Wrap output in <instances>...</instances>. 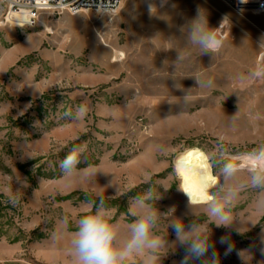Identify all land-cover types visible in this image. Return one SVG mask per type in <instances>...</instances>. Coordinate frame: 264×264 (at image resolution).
<instances>
[{
	"label": "rangeland",
	"instance_id": "1",
	"mask_svg": "<svg viewBox=\"0 0 264 264\" xmlns=\"http://www.w3.org/2000/svg\"><path fill=\"white\" fill-rule=\"evenodd\" d=\"M147 4L44 14L34 30L0 21V264H71L70 233L87 202L101 197L126 238L135 198L149 189L158 195L151 204L161 215L155 231L165 241L162 264H180L185 255L170 226L176 222L186 231L206 226L215 245L189 264H212L213 250L220 264H264V212L257 209L264 189L241 192L226 206L230 225L217 227L206 208L189 206L173 165L196 147L217 157L219 175L222 149L264 143L263 35L217 0H168L154 14ZM198 9L213 30L229 18L217 33V53L202 54L191 40ZM247 18L264 32V15ZM81 105L87 111L78 119ZM81 146L77 171L65 176L62 160ZM221 236L234 245L228 256Z\"/></svg>",
	"mask_w": 264,
	"mask_h": 264
},
{
	"label": "clouds",
	"instance_id": "2",
	"mask_svg": "<svg viewBox=\"0 0 264 264\" xmlns=\"http://www.w3.org/2000/svg\"><path fill=\"white\" fill-rule=\"evenodd\" d=\"M30 2V0H27ZM168 0H159V7H164ZM247 3L248 0H239ZM58 7L63 6V0H58ZM149 14L157 11V4H147ZM229 24L225 16L218 29L208 26L207 16L203 10L198 9L191 30V40L198 44L202 54L217 53L223 45V38H217V33ZM19 26H22L18 23ZM258 47L264 48V36L258 41ZM178 60L183 59L182 54L177 55ZM261 76V71L254 73ZM86 107L81 105L77 109V118L86 114ZM235 123V115L232 117ZM223 143L224 137H218ZM84 148L74 147L62 160L60 167L65 176L71 177L77 171L80 157ZM219 159L223 166L218 175L216 172L217 157L205 153L200 148H190L179 153L174 162V172L180 180L178 190L188 199L189 206L204 207L207 215L214 218L216 226H229L231 217L227 214L226 206L232 205L237 196L247 190L264 189V143H260L250 151L228 154L226 149L221 150ZM247 173L246 178L239 174ZM169 188H165L167 191ZM118 189L116 191V194ZM115 194V195H116ZM147 197V199L145 198ZM158 195L149 189L144 195L135 198L137 213L133 223L128 224L126 238L121 237L122 223L116 218V210L105 204L103 197L99 202L88 201L86 212L76 220V230L70 233L68 242V255L71 264H137L136 257H140L139 264H162L161 250L165 249V241L155 231L161 219L158 210L152 206L151 201ZM17 199L12 200L16 203ZM257 209L264 212V198L258 200ZM67 225V219L61 222ZM176 239L184 247L185 255L180 264H189V257L193 260H202L215 245L208 242V230L201 224H190L185 230L182 222L172 223ZM219 243L225 246L224 256H228L234 245L230 238L221 236ZM264 255V248L260 249ZM239 255L243 258L242 253ZM212 264H220L215 250L211 252ZM202 264H208L206 260Z\"/></svg>",
	"mask_w": 264,
	"mask_h": 264
},
{
	"label": "built area",
	"instance_id": "3",
	"mask_svg": "<svg viewBox=\"0 0 264 264\" xmlns=\"http://www.w3.org/2000/svg\"><path fill=\"white\" fill-rule=\"evenodd\" d=\"M124 0H63V6L58 7V0H0V21L18 29L34 30L39 26L40 18L44 14L76 15L80 12L112 13L116 11ZM228 11L249 23L248 16L264 15V0H217ZM18 17V18H17ZM18 23L22 26H19ZM263 36L264 34L260 31ZM264 54V48H261Z\"/></svg>",
	"mask_w": 264,
	"mask_h": 264
},
{
	"label": "bare ground",
	"instance_id": "4",
	"mask_svg": "<svg viewBox=\"0 0 264 264\" xmlns=\"http://www.w3.org/2000/svg\"><path fill=\"white\" fill-rule=\"evenodd\" d=\"M144 2L146 3H149V2H155L157 4V10L160 9L161 7H159V0H143ZM18 18V17H17ZM250 24H248L252 29L256 30V31H260L262 32L258 27H256L250 20H248ZM10 25H13L14 23L12 21H10ZM264 34V32H262ZM262 57V55L260 56V58ZM259 58V60H260ZM182 195L185 197V199L188 201L187 197L183 194L182 192Z\"/></svg>",
	"mask_w": 264,
	"mask_h": 264
},
{
	"label": "crops",
	"instance_id": "5",
	"mask_svg": "<svg viewBox=\"0 0 264 264\" xmlns=\"http://www.w3.org/2000/svg\"><path fill=\"white\" fill-rule=\"evenodd\" d=\"M254 24V23H253ZM256 27H258L259 28V26H257L256 24H254ZM260 29V28H259ZM254 30V29H253ZM261 30V29H260ZM262 31V30H261ZM263 32V31H262ZM242 37H239L238 38V40H237V42L239 41V39H241ZM242 41H243V43H245L244 44V46H247L248 47V49L251 51V52H253V54L256 56L257 55V53H258V50H257V48L252 44V43H250L249 41H247L246 39H241ZM238 44H239V42H238ZM260 56L261 55H258V60H259V58H260Z\"/></svg>",
	"mask_w": 264,
	"mask_h": 264
}]
</instances>
